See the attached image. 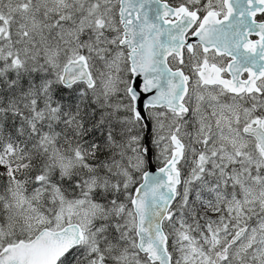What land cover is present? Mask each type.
Listing matches in <instances>:
<instances>
[{"label":"snow or ice","instance_id":"obj_1","mask_svg":"<svg viewBox=\"0 0 264 264\" xmlns=\"http://www.w3.org/2000/svg\"><path fill=\"white\" fill-rule=\"evenodd\" d=\"M0 264H264V0H0Z\"/></svg>","mask_w":264,"mask_h":264}]
</instances>
